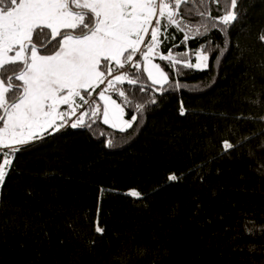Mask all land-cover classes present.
Segmentation results:
<instances>
[{"label":"trees","instance_id":"16d2710c","mask_svg":"<svg viewBox=\"0 0 264 264\" xmlns=\"http://www.w3.org/2000/svg\"><path fill=\"white\" fill-rule=\"evenodd\" d=\"M247 2L255 6L233 39L246 57L233 47L219 62L213 54L211 71L184 69L178 77L162 63L181 87L150 109L136 132L125 135L98 122L95 135L79 130L63 151L43 147L19 155L15 174L0 188L15 205L0 213V264H264V238L243 234L246 217L264 224V108L251 102L264 99V48L254 31L264 4ZM174 34L179 44L182 35ZM210 39L215 44L219 36L213 32ZM203 42L190 39L188 46ZM240 113L256 119L233 118ZM113 132L116 146L103 147L100 141ZM224 138L242 147L187 175L211 161ZM169 171L186 178L164 186ZM131 188L155 194L136 201L126 195ZM96 221L106 228L102 237L94 232Z\"/></svg>","mask_w":264,"mask_h":264},{"label":"snow or ice","instance_id":"6c2138e0","mask_svg":"<svg viewBox=\"0 0 264 264\" xmlns=\"http://www.w3.org/2000/svg\"><path fill=\"white\" fill-rule=\"evenodd\" d=\"M254 6L247 0H0V188L15 174L19 155L43 147L63 151L79 130L95 135L98 122L125 135L136 132L145 114L181 87L162 63L178 77L184 69L211 71L213 54L219 62L233 47L245 58L246 50L233 45V39ZM254 31L264 48V18ZM213 32L219 36L215 44ZM174 33L182 35L179 44ZM190 39L204 42L192 49ZM180 45L183 51H174ZM251 102L264 108V99ZM177 111L186 117L183 101ZM233 118L256 119L243 113ZM259 119L264 122V116ZM115 139L113 132L100 142L111 149ZM238 147L241 142L220 139L211 161L187 175ZM259 147L264 150V144ZM185 178L183 172L169 171L164 186ZM153 194L135 188L126 193L136 201ZM14 208L11 198L0 195V213ZM94 232L102 237L106 228L96 221ZM243 234L250 240L264 238V224L246 217ZM89 245L95 247L96 241ZM244 247L256 250L254 243ZM260 251L264 255V246Z\"/></svg>","mask_w":264,"mask_h":264}]
</instances>
